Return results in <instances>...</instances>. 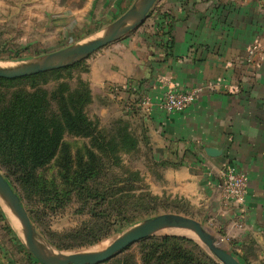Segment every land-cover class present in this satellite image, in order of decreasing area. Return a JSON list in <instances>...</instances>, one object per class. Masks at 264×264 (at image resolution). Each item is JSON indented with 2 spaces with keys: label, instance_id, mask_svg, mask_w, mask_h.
I'll list each match as a JSON object with an SVG mask.
<instances>
[{
  "label": "crops",
  "instance_id": "1",
  "mask_svg": "<svg viewBox=\"0 0 264 264\" xmlns=\"http://www.w3.org/2000/svg\"><path fill=\"white\" fill-rule=\"evenodd\" d=\"M139 1L0 0V41L94 30ZM256 40L263 51L252 63L248 49ZM86 59L84 78L96 107L105 113L101 102L109 100L115 115L130 119L145 139L142 172L151 189L190 199L244 264H264L261 2L157 0L141 25ZM193 88L199 93L186 110L160 107L169 91ZM146 95L151 106L141 102ZM209 147L221 154L209 155ZM229 165L248 174L249 187L242 202L226 206L222 172ZM2 225L0 264H17Z\"/></svg>",
  "mask_w": 264,
  "mask_h": 264
},
{
  "label": "rangeland",
  "instance_id": "2",
  "mask_svg": "<svg viewBox=\"0 0 264 264\" xmlns=\"http://www.w3.org/2000/svg\"><path fill=\"white\" fill-rule=\"evenodd\" d=\"M120 16L118 15L110 19L108 21L109 23H102L98 27L95 26L94 30L87 29L79 32L67 33L54 30L43 33V35H39L36 40L32 41L29 39L19 40L17 37L13 38L12 41H0V66L17 67L22 63L37 61L49 53L99 37L103 35L106 30L110 28V25ZM86 60L87 59L84 58L71 65L62 67L64 68L62 72L66 76L65 78L56 80L53 75H50L49 82L42 84V86L49 90H53L57 87L59 82L66 81L72 88H76L79 81L83 80L89 85L92 96V100L86 106L85 112L88 117L96 123L98 129L108 135L109 138L107 139H110V135L114 134V132L121 127L120 125L123 124H127L128 129L138 138L139 146L136 150L128 152V150L121 148L119 145L112 151L111 147L113 144L110 148L106 149L105 153L107 154L119 153L120 159L117 161V164H114L106 171L102 181H98L94 186L99 187L101 184H107L112 178H126V172L128 170L138 172L141 180L135 183L137 186L135 190L128 192L131 196L127 198V201H122L125 203L124 206L122 204L119 206V203L114 205L115 198H108L105 204H95L94 207L93 200L90 198L85 199L83 196L77 195V192L70 194V201L58 202V199L54 198L55 190L62 191V188H69L66 184L67 177L65 176H67V167L63 151L59 150L57 155L47 166L38 170V182L29 180L30 178L25 176L21 167L4 163L0 160V170L14 190L20 195L21 201L27 209L35 227L36 237L41 239V243L49 246L52 250V254H57V252L68 254L104 249L114 239L144 220L168 213L192 217L199 220L208 230L221 239L223 247L233 251L228 241L213 228L212 224H210L208 219L204 216L203 209L200 206H197L190 199L174 195L172 192L164 191L163 193H157L151 189L147 180V175L142 172V157L144 154H146L147 157L148 154V150L146 151L144 149L146 144L144 141L145 139L141 138L140 133L132 127L130 119L123 115L120 117L115 115V112L109 107L111 104L109 100L102 99L101 102V106L107 108L105 113L101 112V110L96 107L99 103H95L90 82L84 78L87 71L85 64ZM38 81L40 82L41 80L38 79ZM23 83L28 85L30 89L31 82L29 80L23 81ZM30 90L33 89L31 88ZM52 105L54 109H56L57 102L53 100ZM119 121L125 123L121 124ZM63 143L67 145L68 148L72 171L79 168L81 156L85 155L86 147L92 148L98 155H102L103 153L93 145L90 137L66 133ZM86 159L87 157H85V160ZM151 171L156 174L158 172L156 167L151 169ZM43 180L45 181L44 190L41 187ZM147 193L156 198L147 197ZM93 209L96 211V214L102 211L104 215H95ZM118 209L120 212L122 211L121 214H119ZM7 213L8 212L0 203V220L3 222L2 229L6 234V246L13 254L14 261L17 264H43L28 249L23 228L22 231L19 232L13 225L11 217L9 218V213ZM171 235L186 237L193 240L196 245L190 244L189 247H199L206 252L213 261L218 264H223L215 255L206 249L204 243L197 236L188 237L181 233L157 231L145 239L150 238L157 241L165 236ZM143 240L144 239L133 243L125 250L118 252L107 261L99 264H116L126 256H129L137 264H143L144 246L141 244Z\"/></svg>",
  "mask_w": 264,
  "mask_h": 264
},
{
  "label": "trees",
  "instance_id": "3",
  "mask_svg": "<svg viewBox=\"0 0 264 264\" xmlns=\"http://www.w3.org/2000/svg\"><path fill=\"white\" fill-rule=\"evenodd\" d=\"M63 70L60 68L16 79L0 77V160L21 167L29 180L38 182V170L47 166L61 150L66 160L67 168L63 166L69 188L55 190L54 198L58 202L70 201V194L77 192V195L93 200L94 207L95 204H105L108 198H115L114 205L119 203V206H124L122 201H127L131 196L128 192L135 190V183L141 180L138 172L128 170L126 178H112L107 184H101L102 187L94 184L102 181L106 171L120 159L119 153H105L107 148L113 144V151L120 145L130 152L138 148L139 140L123 121H119L123 125L107 139L108 135L99 130L85 112L92 96L89 85L83 80L76 88L66 81L59 82L53 90L42 86L49 82L50 75L56 80L65 78ZM27 80L31 82L30 89L33 90L23 83ZM53 100L57 102L56 109L52 105ZM66 133L90 137L93 145L103 152L102 155L86 147L79 168L72 171L68 148L63 143ZM41 187L45 189L44 180ZM122 211L118 209L119 214ZM95 215L104 214L101 211ZM141 244L144 246L143 264H218L201 248L189 247L196 244L186 237L171 235L157 241L148 238ZM116 264L137 263L126 256Z\"/></svg>",
  "mask_w": 264,
  "mask_h": 264
},
{
  "label": "water",
  "instance_id": "4",
  "mask_svg": "<svg viewBox=\"0 0 264 264\" xmlns=\"http://www.w3.org/2000/svg\"><path fill=\"white\" fill-rule=\"evenodd\" d=\"M157 0H140L117 18L106 32L96 38L80 42L76 45L49 53L43 58L22 63L13 68L0 67V77L15 79L31 76L52 69L71 65L81 59H86L94 52L116 41L141 25ZM206 151L211 156L221 154L217 148L209 147ZM0 194L7 199L21 220L25 234L26 245L33 255L43 264H99L107 261L118 252L128 248L135 242L150 237L157 231L166 228L182 229L193 232L205 245L206 249L215 255L223 264H244L234 253L222 246V241L199 220L175 214H160L148 218L114 239L106 248L87 250L75 253H58L46 255L39 246L41 239L36 237L35 227L29 213L21 201L20 195L0 170ZM191 237L189 235H186Z\"/></svg>",
  "mask_w": 264,
  "mask_h": 264
},
{
  "label": "built area",
  "instance_id": "5",
  "mask_svg": "<svg viewBox=\"0 0 264 264\" xmlns=\"http://www.w3.org/2000/svg\"><path fill=\"white\" fill-rule=\"evenodd\" d=\"M264 8V0H259ZM262 43L256 40L248 49L250 62L262 55ZM199 90L196 88L186 90L169 91L160 101V107L168 112H182L190 107L197 99ZM143 105L151 106L152 97L144 96L141 99ZM249 187L248 174L235 166L229 165L222 172V198L224 204L240 203L245 199Z\"/></svg>",
  "mask_w": 264,
  "mask_h": 264
},
{
  "label": "bare ground",
  "instance_id": "6",
  "mask_svg": "<svg viewBox=\"0 0 264 264\" xmlns=\"http://www.w3.org/2000/svg\"><path fill=\"white\" fill-rule=\"evenodd\" d=\"M0 67L13 68V67H6V66H0ZM0 203L3 205L4 209L9 213V218L11 217V221H12L13 225L17 228V230H19V232H21L23 227H22V223H21L20 218L15 213V211L13 210L12 206L7 201V199L4 198L1 194H0ZM161 231L181 233V234H185V235L195 236L196 237V235L193 232L188 231V230L166 228V229H163ZM39 246H40V248L43 250V252L46 255H48V256L53 255L52 254V250L49 248V246H46L45 244L41 243V241L39 242ZM95 250H98V249H95ZM57 254H58V252H57Z\"/></svg>",
  "mask_w": 264,
  "mask_h": 264
}]
</instances>
